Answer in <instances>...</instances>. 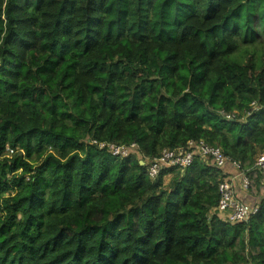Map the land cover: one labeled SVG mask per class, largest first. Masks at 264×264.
<instances>
[{"label": "trees", "instance_id": "trees-1", "mask_svg": "<svg viewBox=\"0 0 264 264\" xmlns=\"http://www.w3.org/2000/svg\"><path fill=\"white\" fill-rule=\"evenodd\" d=\"M259 34L264 0H0V264H264V196L229 223L211 162L147 166L203 140L260 191Z\"/></svg>", "mask_w": 264, "mask_h": 264}, {"label": "built area", "instance_id": "built-area-1", "mask_svg": "<svg viewBox=\"0 0 264 264\" xmlns=\"http://www.w3.org/2000/svg\"><path fill=\"white\" fill-rule=\"evenodd\" d=\"M226 118L233 120L235 115H226ZM94 144H97V142H94ZM106 146L115 156L128 157L130 154L136 155L140 152L137 144H131L130 146L100 144V149ZM198 158L211 162L226 176L219 185L220 201L217 208L224 219L233 224L247 222L252 215L257 213L258 207L256 204L242 202L236 196L235 182L237 177L241 178V188L246 192L251 191L254 178L248 175L250 172L243 171L240 165L226 157L220 148L211 146L203 140L189 141L184 148L177 151L164 150L159 157L149 159L147 161L149 177L156 180L163 170L170 168L185 170ZM228 166H231L238 175L227 174ZM252 171L254 173L259 172L264 177V152L257 157Z\"/></svg>", "mask_w": 264, "mask_h": 264}, {"label": "crops", "instance_id": "crops-1", "mask_svg": "<svg viewBox=\"0 0 264 264\" xmlns=\"http://www.w3.org/2000/svg\"><path fill=\"white\" fill-rule=\"evenodd\" d=\"M227 174L235 175V176L238 175L235 170H233V169H231L229 167L227 168ZM251 177L255 178L256 174H253ZM240 180H241V178L237 177L236 182H235L237 198L240 201L248 203V204H256L259 201V199L264 196V180H263V187H261L260 191L256 190L253 187L254 189H253L252 192L251 191L250 192L244 191L241 188Z\"/></svg>", "mask_w": 264, "mask_h": 264}, {"label": "rangeland", "instance_id": "rangeland-1", "mask_svg": "<svg viewBox=\"0 0 264 264\" xmlns=\"http://www.w3.org/2000/svg\"><path fill=\"white\" fill-rule=\"evenodd\" d=\"M259 41H260V42H264V35L259 34ZM169 179H170V178H167V179H166V185L169 183ZM253 189H254V188L251 189V192L253 191Z\"/></svg>", "mask_w": 264, "mask_h": 264}, {"label": "water", "instance_id": "water-1", "mask_svg": "<svg viewBox=\"0 0 264 264\" xmlns=\"http://www.w3.org/2000/svg\"><path fill=\"white\" fill-rule=\"evenodd\" d=\"M141 165L143 166L144 165V162H141Z\"/></svg>", "mask_w": 264, "mask_h": 264}]
</instances>
